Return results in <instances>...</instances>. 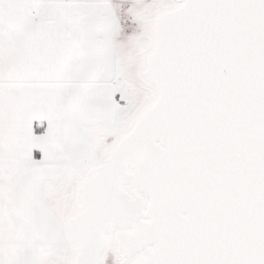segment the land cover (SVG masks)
<instances>
[{"label": "snow or ice", "instance_id": "1", "mask_svg": "<svg viewBox=\"0 0 264 264\" xmlns=\"http://www.w3.org/2000/svg\"><path fill=\"white\" fill-rule=\"evenodd\" d=\"M0 264H264V0H0Z\"/></svg>", "mask_w": 264, "mask_h": 264}]
</instances>
